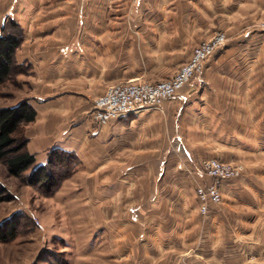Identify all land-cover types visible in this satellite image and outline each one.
Listing matches in <instances>:
<instances>
[{
	"label": "crops",
	"instance_id": "0c3cea01",
	"mask_svg": "<svg viewBox=\"0 0 264 264\" xmlns=\"http://www.w3.org/2000/svg\"><path fill=\"white\" fill-rule=\"evenodd\" d=\"M9 19L22 88L1 108L36 111L31 170L51 150L81 163L51 199L68 264H264V0H0V31ZM218 32L225 46L162 110L93 123L110 86L169 80ZM209 159L245 169L203 215Z\"/></svg>",
	"mask_w": 264,
	"mask_h": 264
},
{
	"label": "rangeland",
	"instance_id": "374dc122",
	"mask_svg": "<svg viewBox=\"0 0 264 264\" xmlns=\"http://www.w3.org/2000/svg\"><path fill=\"white\" fill-rule=\"evenodd\" d=\"M17 88H22L17 77L13 82L9 81L0 87V108L14 99L11 100L2 93L15 92ZM16 137L21 140L20 133ZM80 164L76 167L57 166L53 170L60 182L71 169H75L73 175L63 181L60 188L73 178ZM31 171L30 169L21 178H17L11 176L5 163L0 161V184L12 198L10 201L0 202V225L9 218L17 223L16 238L0 243V264H68L63 243L59 238L63 232L69 231V227L64 225L61 211H56L51 204V199L59 190L49 196L41 186L28 185L26 180Z\"/></svg>",
	"mask_w": 264,
	"mask_h": 264
},
{
	"label": "built area",
	"instance_id": "2783aa9c",
	"mask_svg": "<svg viewBox=\"0 0 264 264\" xmlns=\"http://www.w3.org/2000/svg\"><path fill=\"white\" fill-rule=\"evenodd\" d=\"M264 30V21L261 23ZM227 42L224 33L218 32L211 39L199 44L188 63L181 66L172 78L160 82H128L110 86L92 106L90 118L95 125L104 127L128 115H138L148 110H162L167 101L182 91L192 80L204 72L207 61ZM202 173L212 184L200 185L197 196L201 213L206 215L209 203L222 202L221 186L224 182L240 178L244 172L242 164L224 163L216 159L201 163Z\"/></svg>",
	"mask_w": 264,
	"mask_h": 264
},
{
	"label": "trees",
	"instance_id": "16d2710c",
	"mask_svg": "<svg viewBox=\"0 0 264 264\" xmlns=\"http://www.w3.org/2000/svg\"><path fill=\"white\" fill-rule=\"evenodd\" d=\"M22 43L18 26L8 20L0 31V86L15 80L22 69L16 65V51ZM36 111L28 101L21 102L15 107L0 108V161H3L11 176L21 178L23 174L33 168L36 157L27 151L28 140L25 137V127L36 120ZM20 133L21 140L17 139ZM80 160L74 153L61 150H51L48 162L32 171L26 183L30 186H41L47 194L54 195L69 179L75 169H71L64 178L58 181L53 171L57 166H78ZM7 190L0 184V202L10 201ZM17 236V223L9 218L0 225V243H6Z\"/></svg>",
	"mask_w": 264,
	"mask_h": 264
}]
</instances>
